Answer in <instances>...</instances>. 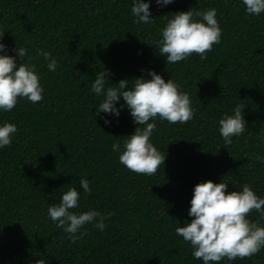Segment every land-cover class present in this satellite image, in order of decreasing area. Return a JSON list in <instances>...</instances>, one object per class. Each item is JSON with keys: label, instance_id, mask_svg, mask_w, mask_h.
Masks as SVG:
<instances>
[{"label": "trees", "instance_id": "16d2710c", "mask_svg": "<svg viewBox=\"0 0 264 264\" xmlns=\"http://www.w3.org/2000/svg\"><path fill=\"white\" fill-rule=\"evenodd\" d=\"M132 6L133 0H0L7 46L0 55L35 64L44 89L39 103L22 98L11 112L0 110V126L18 129L11 147L0 148V264H203L175 231L192 220L194 187L210 180L232 192L247 184L264 198V13L248 15L242 0H174L167 6L152 0L154 20L137 24ZM212 8L221 43L206 60L193 54L166 64L159 41L167 22L179 12ZM16 47L27 56L19 60ZM39 50L56 59L55 71ZM104 70L105 92L121 80L131 88L134 79H151L154 71L191 99L190 122L149 121L157 125L151 142L166 156L156 175H137L119 162L125 140L140 125L122 97L119 117L97 115L105 96L92 85ZM240 100L248 130L225 145L219 120L234 115ZM81 179L89 181L91 195ZM70 188L80 193L74 213H113L103 231L87 224L75 243L48 215ZM247 218L264 227L259 213ZM219 264H264V248L251 259Z\"/></svg>", "mask_w": 264, "mask_h": 264}, {"label": "clouds", "instance_id": "9594fccd", "mask_svg": "<svg viewBox=\"0 0 264 264\" xmlns=\"http://www.w3.org/2000/svg\"><path fill=\"white\" fill-rule=\"evenodd\" d=\"M151 2L152 0H148V3L133 0L131 13L137 18L135 23L149 24L154 20L150 19ZM155 2L157 5L167 6L174 0ZM242 3L250 16L264 13V0H242ZM173 17L162 29V39L159 41L160 55L166 57V64H176L193 54L199 55L202 61L206 60L214 45L221 43L222 29L216 18L215 8L203 12H179ZM194 17L202 18L203 22L194 20ZM4 34L0 30V53L7 51V46L2 43ZM13 51L17 53L19 60L27 56L25 48L16 47ZM38 55L48 61L49 71L56 70L57 61L52 58L51 53L39 50ZM148 75L151 79H134L135 83L131 88L128 80H121L118 87L109 86L105 92V77L109 73L104 70L96 75L92 91L98 96H105L97 109L98 116L100 113H107L119 117L125 105L130 110L133 122L140 127L125 140L119 162L137 175L153 176L161 166L164 167L166 156L151 142L157 125L149 121L159 118L169 124H186L194 118L195 111L189 95L181 92L179 85L173 80L165 82L154 71H149ZM43 93L35 64H17L15 57L0 55V110L11 112L22 98L33 104L39 103L44 98ZM121 97L125 105L118 109L116 104ZM245 107L246 104L240 100L233 109L234 115H225L219 120V133L225 145H231L233 137H239L248 130L243 115ZM105 124H110V121L105 120ZM17 131V126L12 123L0 126V148L11 147ZM112 150L118 152L119 143H114ZM256 159L260 160L261 157L256 155ZM80 187L85 194L91 195L88 180L81 179ZM228 187L226 183L217 184L210 180L197 184L188 213L192 220L175 230L178 236L191 245L193 257L202 260L203 264H219L223 259H251L264 248V227L247 218L255 211L264 219V198L258 197L247 184L243 185L242 191L229 192ZM79 200L80 193L75 188H70L62 195L58 205L48 208L51 220L70 234L69 238L73 243L86 234L83 232L80 236L76 235L85 225L95 222V227L103 231L106 228L105 220L113 215L109 212L107 216H103L94 210L76 214L71 210L79 207ZM37 264H45V261L41 259Z\"/></svg>", "mask_w": 264, "mask_h": 264}]
</instances>
